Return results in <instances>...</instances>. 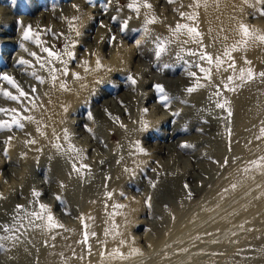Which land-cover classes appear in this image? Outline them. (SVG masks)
<instances>
[{"label":"rangeland","instance_id":"obj_1","mask_svg":"<svg viewBox=\"0 0 264 264\" xmlns=\"http://www.w3.org/2000/svg\"><path fill=\"white\" fill-rule=\"evenodd\" d=\"M25 1L33 2L31 9L24 8L21 0H0V11L2 13V16H0L4 20L11 19L12 25H8V27L13 29L10 32L8 27L0 28L3 29V32H0V41H5L3 43L10 42L7 45L0 44V76H12L17 82L20 78L13 72V75H11V71H14V68H20V66L17 63L13 67L12 60L13 56L22 52V49L19 48L21 41L17 43L13 41L18 38V33L27 30L28 23L31 24L29 22L31 19L37 18L42 13V22L47 20L46 15L49 12L60 13L64 18L72 15L77 18L80 17L74 21L78 25L77 30H80H78L80 35L82 37L86 35L83 43L92 49L100 47V52L105 56V59H108L110 54L117 50L116 48L120 44L118 42L122 37L124 38V35L119 32H121L120 27L127 20L129 28L126 31L131 36L125 37L123 41L128 44H134V41L142 39L141 34L144 37L147 35L152 37L154 33L157 34L158 30L146 23L152 15L158 18V25L164 27L165 31L172 35H174L172 29L175 28L177 23L195 27L197 22L196 18L187 19L180 16V12L192 15L188 10L189 0H176L175 3H168V0H164L162 3H158V6L152 3V0H148L153 6L151 10L143 7V0H136L140 4L139 13L128 8V4L133 3V0ZM73 5L77 7H73ZM252 5L254 7L245 14V20L250 28H259V33L263 35L264 15H260L259 9L264 5H261L258 0H255ZM93 8H100L102 13L108 12L111 17L114 15L117 19L115 22L113 19L108 22L103 18L99 21H88L92 23L91 28H84L87 11ZM141 17L145 21L139 20ZM49 20L56 24L61 22L53 15H50ZM101 23H104L105 27H100ZM145 27L148 29L147 35L143 31ZM76 31L73 33L74 36ZM186 33V30H184L177 34ZM111 34H115L116 42L110 47L108 39ZM156 42L147 41L149 43L147 45L154 48ZM166 42H169L168 52L162 57L163 60L161 59V61L163 62L157 61L154 53H152L148 59L140 62V64L154 62L151 68H136L129 59L130 61L125 65L127 69V72L123 75L125 77L116 74L112 76L110 85L99 87L98 96L94 100V104H96L91 103L79 112L80 115L76 113L73 116L81 122L80 126L78 124V127L76 126L79 133L76 137L81 145L82 157L79 158L80 161H75L73 155H69V157L74 158L72 161L76 162L77 167L81 164L90 166V170L82 169L79 172L74 171L72 167L69 168V171L67 169L68 174L75 172L80 176L79 185L73 182V185H77L79 188V199L75 200L73 196L66 192L63 194L62 201H57L56 196L59 195V191H57L58 181L47 180V170L45 169L31 174L33 181L29 184L30 186L28 185V189L32 192V189L35 188L43 194L37 198L31 193V197L34 198V211H39V203L49 205L51 214L55 217V222L63 225L66 232L71 231L75 234L73 264L77 263L82 256H84V259H88L93 255L97 257L104 256L102 252L108 250L107 245L105 244V246L100 242L105 240L104 232L107 231V228L101 226L102 221L110 210L116 211L117 209L122 211L121 214L123 215L120 221L121 227L116 229L118 234L121 232L119 241L124 246L131 245L133 247L132 252L134 249H138L141 254L134 251L135 256L137 258L140 256V259L145 258L142 262L146 263L143 264H223L231 257L232 260L237 259L238 264L240 262L247 263L251 260L249 255H252L248 254L249 252L258 251L259 246L264 247V209L263 212L262 210L256 212V216L252 220L249 213H247L249 207H246L239 212L236 218L232 219L233 221L223 224L222 230L215 226H210L207 229L202 226L204 230L202 227L197 230L194 229L195 232L190 238L184 240V242L191 244L190 247L172 248L171 244L170 246L167 245L166 249L161 252L160 250L157 253L155 252L156 256L154 258L148 256L152 245L162 242H174L173 239L176 238V235L183 230H187V224L183 223L188 218L187 214L191 211H194L196 215L204 213L216 197L212 194H218L221 190L220 187L229 184L236 174L238 175L240 172L242 174L246 171L252 160L251 154L245 157V159L247 158L246 161L241 162L237 158L243 154L232 153L229 144L230 146L239 145V150H242L241 148L245 149L246 145L248 150L251 147H256L253 161L264 157V139H258V137L264 136V109L260 110V116L257 118L254 127H248L243 133L241 143H239V137L237 140L229 142L231 139L227 134L221 136L218 129L204 124L207 123L206 120H203L207 110L198 109L194 106L196 103L190 101L191 96L197 91H194V93L186 91L188 87L193 86L195 83V78L187 76L188 70L197 72L201 81L204 78L197 65L205 68L211 67V69L213 67L206 60H201L199 55H191L190 53L201 54L207 52L214 57L215 51L210 50L206 45L196 46L190 44L182 47L181 43H177L175 40H166ZM85 44L78 46L76 57L81 58L87 51V45ZM62 45L55 46L57 50L54 47L52 49L62 54V48H64ZM170 55L174 56L171 57ZM259 56L264 57V52ZM167 59L169 60L166 61ZM73 63L72 68L75 67L76 60ZM165 63L169 67L165 68L163 65ZM262 70L264 71V65ZM161 71H164L166 77H163ZM129 74L137 80L135 86H132L127 80ZM157 83L162 84L167 93L175 98L167 110L156 102L155 97L158 93L155 92L153 85ZM0 86L5 91L15 92V89L6 81L0 80ZM219 88L221 89L218 84L215 87L211 86L205 89V92L209 94L218 91L216 93L217 99L219 103H222L223 100L220 101L222 98L220 96L223 90L221 89L220 93ZM0 93H2V90H0ZM11 103L16 102L0 95V108H5V105ZM146 107L149 109L147 114L143 112ZM89 113L93 117L91 120L88 118ZM108 113H111V117ZM173 113H177V115H173ZM262 113L263 115H261ZM5 114H0V120ZM113 117L118 119H113ZM192 119H196V121L192 123ZM145 123L148 125L146 129L144 128ZM81 126L83 128H80ZM88 128H91L92 133L95 135L89 133ZM175 128H178L179 131L175 133L176 135H173L172 132ZM21 133L22 130L16 126H12L11 130L0 131V136H4V139L0 141V156L2 158H6L4 151L8 146L7 137ZM212 136L222 137V142L210 141ZM185 143L191 146L188 148L181 147ZM212 145L215 148L217 147L218 150L222 148V151L216 153V151L211 150ZM167 146L170 148L169 150H165ZM139 147H143L149 156L141 153ZM235 154L237 156H234ZM205 155L206 158H204ZM258 155L260 156L258 157ZM130 156L131 161H129ZM247 160L250 161L247 162ZM240 162L243 166L240 165ZM8 167L21 170L16 165H10L4 170H0L2 175L6 173ZM4 176L5 179L7 178L9 185L11 178L7 175ZM55 176L58 177L57 172ZM14 180L19 182L16 178ZM3 184L4 182L2 183L0 180V189H3ZM186 185L187 187H185ZM64 186L63 188L66 189V186ZM262 186L258 185L257 189ZM255 193H258L256 189ZM257 196L255 197L258 198ZM148 198H150V207L148 206ZM16 201L18 202L19 198ZM6 203H8L6 198L0 200V224L11 226L9 218H12V214H8ZM117 205H124V207H117ZM244 214L245 216L242 219ZM102 216L104 219H102ZM100 219L102 220L100 221ZM85 232H87V240H85ZM6 234L0 230V236ZM6 241L0 240V244H5ZM99 247L101 251L98 252ZM239 249L248 250L245 254L247 256L242 258L243 256H240V254L243 253ZM238 256L241 257V260ZM257 264H264V258L258 261Z\"/></svg>","mask_w":264,"mask_h":264},{"label":"bare ground","instance_id":"obj_2","mask_svg":"<svg viewBox=\"0 0 264 264\" xmlns=\"http://www.w3.org/2000/svg\"><path fill=\"white\" fill-rule=\"evenodd\" d=\"M21 1V4L24 8H32L33 2H31L30 0V2H26L25 0ZM163 1L164 0H152V3H155L158 6V3H162ZM193 2L194 0H189L188 4L191 5L193 4ZM254 2L255 0H199V7L188 8V10H190V13L195 16L197 20L195 27L201 34V36L196 39L189 36L187 33L177 34L174 37V35L165 31V28L158 25V23L156 22L154 24H148V26L151 25L155 27L158 30H156L157 34L154 33L152 37L150 35L144 37L142 36L143 34H141L140 37H142V39H139L141 42V46L137 47L135 43L128 44L127 42L123 41L125 37L128 38L131 36L128 31H118L119 33H122V35H124V38L122 37L118 42L120 44L116 48L117 50L115 49L116 51L113 54L110 52L111 54L108 59H105V56L101 54L99 49L100 47L98 49L94 48L96 50L95 51L90 46L83 43V40L86 39V35H83V37L81 35L74 36L73 33L77 30L78 25L75 22L76 20H71V18H74L73 15L65 16L64 18L60 13L49 12V14L46 15L47 20H45V22H42L43 20L41 19V15L43 13L37 18L31 19L29 21L31 22V24L28 23V25L33 26L32 31L34 33H39V37L43 41L44 47H54V49L57 50L55 46H60L63 44L62 46L64 47L66 43L71 44L72 41H77V46L75 48H71L70 50L74 51L77 55L78 51L76 49L78 48V46H82L85 44L87 45V51L82 55L81 58L76 57V65L73 68L72 66L75 60H70L63 54L62 58L67 61L66 65L61 64L59 61L53 60L52 64L55 66V68L62 69L66 66L69 73L67 76H64L62 72L58 71L55 73L58 79L53 81V73L49 70V66L41 68L39 66V62L29 55V53L31 52H36L39 56L44 57L45 60L49 59L47 57V54L41 51V46L36 45L32 41H24V32L18 33V36L16 35L18 38L15 37L16 40L13 41L15 43L21 41L20 43L23 44L24 47L21 48L22 52L20 54L18 53L13 56V63L11 62L12 66L14 67L21 58H24L31 61V64L34 65V67L25 65L20 66V68L18 69L14 68V71H11V75L15 73L18 78H20L19 82L17 83L22 88H24L25 91L30 93V98H22L23 103L14 101L16 103L5 105V108L17 109L19 110V112L13 113L10 111L6 113L0 120L8 121L9 123H11L13 117H15V119H18L20 123L24 125L23 129L20 128L22 130L21 134L11 135L7 137L8 146L6 150L7 155L8 157H10V159L2 158L0 156V170H4V168L10 165H16L21 169L17 170V168L8 167L6 173L0 175L1 182H4L2 187L3 189H0V192L3 193L4 197L8 201V203H6L9 211L8 214H12V218H9V223L11 224L10 228L12 229V231L7 232L6 235L18 236V239L7 240L5 244H3L5 249L10 250L0 251V264H73L72 257L74 256L73 252L75 247L73 244L75 236L74 232H66L63 227L52 228L51 230H49L45 226L46 220H37L33 224L28 223L26 214L34 211V198L31 197L32 192H30V190L28 189V187L30 186L29 184L33 181L31 174L38 170H47L46 179H49L50 181H58L59 186L57 191H59V196H61L60 201H62V198L64 196L63 194L66 192L73 196L75 200H77V198L79 199L80 192L77 185H79L80 176L75 172H70V174H68L69 168H73L72 165L76 163L72 161V159L75 158L74 154L70 151H59L54 145L59 143L65 150L68 148L69 141L65 139V130H67V133L70 136L71 144L75 145V147L78 149L81 148L80 142L76 137L78 133V128H76V126L77 124L80 126L81 122L78 118L76 119L73 116L76 115V113L79 114L81 110L88 107L91 103L94 104V100H96L98 96V91L100 89L99 87L110 85V79L112 78V76H115V74L123 76L125 72H127L125 65L128 61H130L129 59H131V64H134L136 68H151L154 62L151 64H140V62L148 59L150 55L155 51V46L154 48H150V45H147L149 44L147 43V41L154 43V41H156L155 37H160L164 41L175 40V42L181 43L182 47L188 46L190 44L196 46L206 45L210 50L215 51L214 58L222 59L224 63L220 67H217L215 63L213 64L211 81L202 79L200 83L204 86L199 88L196 93L193 92L194 94L191 96L192 98L190 99V101L194 104L196 103V105L194 106H196L198 109L203 111L207 110L203 119L207 121V123H204L206 126L210 125V127H215L216 129H218L221 136H226L227 134L231 139V141L229 142L237 140L238 137L240 138L239 143L243 141V133L247 130L248 127H254L257 118L260 116V110L264 109V78L259 75V73L264 72L262 70V67L264 65V57L259 56V54L264 52V43H261L258 40H250L245 45L242 42L240 31L241 24L248 25L245 20V14L249 11V9H253L254 5L252 4H254ZM0 15L2 16L1 11ZM50 15L55 16L61 22L57 24L52 23L49 20ZM1 16L0 28H7L8 25H12L11 19L4 20ZM112 17H114V15ZM112 17L108 12L102 13V10L100 8L89 9L87 11V18L85 19L86 24H84L83 27L90 29L92 23L88 21H99L102 18L104 20H107L108 22H111ZM139 20L145 21L146 16L145 20L142 17ZM49 29L51 31H48ZM250 29L256 32L258 35H261L258 31L259 28L252 29L251 27ZM2 30L0 29V32H3ZM8 30L10 32L13 31L11 27H8ZM61 33L63 34L62 37L60 36ZM3 42L5 41H0V44H10V42ZM233 46H235L234 51ZM25 48L27 49V51L24 50ZM226 51L230 52L231 55L235 58V70L228 68L229 56L225 55ZM57 53H59V51ZM92 53H95V55H92ZM97 58L101 60L102 64L105 66V69L110 68L111 71H95ZM169 59H167L166 61H168ZM85 60L89 62V65L93 69V71L85 72L83 66V61ZM246 61H250V63H246ZM160 62L163 61L160 60ZM156 63L158 62L156 61ZM248 68H251L256 73L255 79L251 81L239 80L238 77L240 71L242 69ZM33 72L36 73V76L41 77L43 82H40V80H37L36 77L32 76L31 73ZM161 72L163 77H166L164 71ZM73 73H79L80 76L83 77V79H75L72 75ZM229 76L234 77V81H229ZM62 82L67 83V88L69 90L66 91L61 87ZM218 84L223 90V92L221 93V89L219 88V92L222 94L220 96L222 97L220 101L223 100L222 103H225V101L228 100L224 108L216 107V103L218 100L216 95V93L218 92L217 90L216 93L215 91L209 94L205 92V89L211 86L215 87V85ZM33 87L36 89V92L34 93L30 91V89ZM230 88H234L235 90H229ZM0 90H2V92L3 90L5 91V89L1 86ZM13 94L18 95L16 90L15 92H13ZM261 115H263V113ZM28 117H32V119L29 120ZM192 120V123L196 121V119ZM80 128H83V126H81ZM177 131H179V129L175 128L172 134L176 135L175 133H177ZM57 137H59V140H57ZM9 138L11 139L9 140ZM3 139L4 136L1 135L0 141ZM221 139L222 137L220 136H212L210 138V141L222 142ZM29 140H35L36 143L29 144L27 143V141ZM238 147L239 145L230 146L229 144V148H231L230 151H232V153L236 152V154L238 155L239 153L243 154L242 156L240 155L237 158L238 160H241V162L244 160L246 161L247 158L245 159V157H248L251 154L252 160L248 165V168H246V171L242 174L241 172L238 173V175L236 174V176H234V178L230 182L232 184L229 183L226 186L220 187L219 189L221 190L218 192V194L213 193L212 195L216 197L214 198L212 203L209 204L204 213L196 215L194 211H191L189 214H187L186 216H188V218L185 219V221L183 220V223H185V225L187 224L188 226H186L187 230H183L181 233L176 235V238L173 239L174 242H162L157 245H152L150 255H148L149 257L151 256L150 258H154L156 256L155 252L157 253L159 252V250L161 252L162 250L166 249L167 245L170 246L172 244V248L190 247L191 244H189L188 242H184V240L189 239L190 236L195 232V230H197L198 228L200 229L202 226H205L206 229L210 226H215L219 229L221 228L222 230L224 227L223 224L231 221L233 218H236L239 212L243 211V209L246 207H249L247 208V213H249L251 219H254V216H256V212H261V210L263 212L264 160L259 158L253 161V158L255 157L254 151L256 147H251L249 148V150L247 145L245 149L241 148L242 150H239ZM169 149L170 148L167 146L165 150ZM221 149L222 148L218 150V148L213 147V145L211 147V150L216 151V153H218L217 151H222ZM236 154L234 156H237ZM69 155H73L74 158L72 157L71 159ZM260 155H258V157ZM81 157L82 156H80V159ZM204 158H206V155ZM80 159H75V161H80ZM131 160L132 159L130 156L129 161ZM248 161L250 160H247V162ZM241 162L240 165H242ZM56 172L58 177L55 176ZM4 175H7L11 178V183L9 185L8 183H5ZM15 178L18 179L19 182H15ZM73 182L75 184L77 183V185H75L76 187L73 185ZM61 184H63V186L65 185L66 189L61 187ZM258 185H263V188L261 187L257 189ZM255 189L256 191H258V193H255ZM255 196H257L258 198H256ZM18 198L19 201L17 202L16 200ZM17 204L24 205V209L18 212L15 207ZM121 212L122 211H119L118 209L116 211L110 210L106 214L105 219L102 216V219L104 220L102 221V225L101 223L100 225L107 228V231L104 232L105 240L100 242L101 244L107 245L108 250L102 252L104 253V256L97 257L93 255L90 258L86 257L88 259H84V256H82V258H80L77 263L74 264L146 263L142 262L145 258L140 259V256H138V258L137 256H135V252L131 251L133 248L131 245L127 244V246H124L119 241V235L121 232H119L118 234L116 229L121 227L120 221L122 220L123 216ZM245 214L242 216V219ZM102 219H100V221ZM203 227L202 229L204 230ZM16 229H19V231L17 232ZM99 249L100 247L98 248V252L101 251V249ZM239 250H241L240 252L244 254H240V256H243L242 258L247 256L245 254L246 252H248V250ZM121 253H123V256L120 255ZM248 254L253 255H249L251 256V260L247 263L240 262L239 264H257L258 261L264 258V247L259 246L258 251L252 253L249 252ZM239 258L241 260V257ZM236 260L237 259L232 260L231 257L230 260H226L223 264H238V261Z\"/></svg>","mask_w":264,"mask_h":264},{"label":"snow or ice","instance_id":"obj_3","mask_svg":"<svg viewBox=\"0 0 264 264\" xmlns=\"http://www.w3.org/2000/svg\"><path fill=\"white\" fill-rule=\"evenodd\" d=\"M175 2H176V0H168V3H175ZM258 2L261 5H264V0H258ZM73 7H77V6L73 5ZM143 7L151 10L153 6H152L151 3L148 2V0H143ZM189 7H193V8L199 7V0H194L193 4L189 5ZM128 8L133 10L136 13L140 12V4L137 3L136 0H133V3L128 4ZM259 13H260V15H264V7H261L259 9ZM180 16H181V18H187V19H194L195 18L194 15H187L184 12H180ZM73 19L75 20V19H78V18L74 17ZM112 19H113V21H115L117 18L113 17ZM156 22H158V18L155 15H152L146 21L147 24H154ZM100 27H105V25L101 23ZM127 28H128V22L125 21L122 24V26L120 27V31L124 32V31H126ZM184 30H186L187 34L189 36L193 37L194 39L199 38L201 36V34L199 33V31H198V29L196 27L189 26L187 24H180V23L176 24L175 28L172 29V32L175 35L177 33H181ZM48 31H51V30L49 29ZM143 31L147 35L148 29L146 27L144 28ZM240 31H241V36H242V42L245 45L250 40H258L261 43H264V35H258L256 32L252 31L248 25L241 24L240 25ZM79 35H80V32L77 30L76 31V36H79ZM60 36L62 37L63 34L61 33ZM58 38H60V37H58ZM23 40L24 41H32L36 45L41 46V51L43 53L47 54V57L49 59L45 60L44 57L39 56L36 52L29 53L30 56H32L36 61L39 62V66L41 68H45L46 66H49V70L53 73V75H52L53 81L58 79V77L55 75V73L58 72V71L62 72L64 76H67L69 74L68 73V68L66 66L64 68H62V69H57L52 64V61L53 60L59 61L61 64H65L66 65L67 61H65L62 58V54L67 56L70 60H75L76 59V54H75L74 51H71L70 49L71 48H75L77 46V41H72L71 44H67L66 43L64 45V48H63V53L62 54L57 53L56 51H54L52 49V47H44L43 46V41L40 39L39 33H34L32 31V26L31 25H29L27 27V30L24 31ZM155 40L157 42L155 43L154 57H155V59L157 61H159V60L162 59V57L164 55L167 54V52H168V43L169 42H166V41L162 40L160 37H155ZM115 42H116V36H115V34H111L109 36V39H108L109 46L111 47ZM134 43L137 45V47L141 46L140 40H136V41H134ZM20 47L23 48L24 47L23 44H21ZM24 50L27 51L26 48ZM234 50H235V46H233V51ZM190 54L191 55H199L200 59L201 60H206L209 65H213L215 63L217 67H220L224 63V61L222 59H216L210 53H207V52H204V53H201V54H198V53H190ZM92 55H95V53H92ZM225 55L229 56L228 68H231V69L235 70V68H236V65H235V62H234L235 58L231 55L230 52H227V51L225 52ZM246 63H250V61H246ZM18 65L19 66L28 65V66H33L34 67V65L31 64V61L26 60L24 58H21L18 61ZM83 66H84L85 72L93 71V69L90 67L88 61H86V60L83 61ZM164 67L167 68V67H169V65L165 64ZM197 67L199 68V72L203 74V78L205 80H207V81H211V79H212V69H211V67L205 68V67H203L201 65H197ZM101 70L111 71L110 68L105 69V66L102 64L101 60L99 58H97L96 59L95 71H101ZM31 75L36 77L37 80H40V82H43L42 78L36 76L35 72L31 73ZM72 75L77 80L83 79V77H81L79 73H73ZM259 75L262 78H264V72L259 73ZM187 76L191 77V78H195L194 85L191 86V87H188L186 89V91L188 93H192L194 91H197L199 88L204 86V85H202L200 83V78L198 77L197 72L188 70ZM255 77H256V73L251 68H248V69H242L240 71L238 79L241 80V81H251V80L255 79ZM234 79L235 78L232 77V76L228 77L229 81H234ZM0 80L6 81L18 93V95H17V94H13V92H11V91H4V92L0 93V95H2L3 97H6L7 99H9L11 101H16V102H20V103H23L22 98H24V99H29L30 98V93L25 91L24 88H22L17 83V81H16V79L14 77L9 76V75H2V76H0ZM127 80L130 82V84L132 86H135L137 84V80L131 74H129L127 76ZM61 87L64 90H66V91L69 90L67 88V83L66 82H62L61 83ZM153 87L155 89V92L158 93V95L155 97L156 102L159 103L160 105H162L165 110L169 109L171 104H172V102H173V100L175 98L167 93L165 87L162 84H158L157 83V84L153 85ZM229 90H235V89L234 88H230ZM30 91L32 93H34V92H36V89L33 87V88L30 89ZM226 103H227V101H225V103H218L217 107L224 108ZM10 111L13 112V113H18L19 112V110H17V109L0 108V114H5V113H8ZM105 111L107 112V110H105ZM148 111H149V109L147 107L143 109V112L145 114H147ZM229 114H231V113H229ZM108 115L111 117V113H108ZM173 115H177V113H173ZM88 118L90 120L93 119L91 113H89ZM28 119L31 120L32 117H28ZM113 119H118V118H114L113 117ZM13 125H15L18 128H21V129H23V127H24V125L22 123H20V121L18 119H15V117H13L11 123H9L8 121H0V131H2V130H11ZM121 126L123 127V125H121ZM147 127H148V125H147V123H145L144 124V128L146 129ZM87 131L89 133H92V129L91 128H88ZM92 134L95 135L94 133H92ZM10 139L11 138H9V140ZM65 139H67L69 141L68 148L66 150L59 143H57L54 146L59 151H70V152H72L74 154L75 159H79L80 156L82 155V151L80 149L76 148L75 145L71 144L70 136L68 135L67 130H65ZM258 139H264V136L258 137ZM57 140H59V137H57ZM27 143L35 144L36 141L35 140H29V141H27ZM190 146L191 145H189L187 143L181 145V147H183V148H188ZM139 151L141 153H143L144 155H148L147 151L143 147H139ZM4 155H5V157L7 159H10V157H8V155H7V150L5 151ZM261 159L264 160V157H262ZM82 169H89L90 170V166L87 165V164H81L79 167H77V165L75 163L73 164V170L74 171L79 172ZM0 175H2V172H0ZM7 182L8 181H7V178H6L5 179V183H7ZM61 187H63V184H61ZM185 187H187V185ZM32 193H33V196L37 197V198H39V197H41L43 195L42 193L37 191L35 188L32 189ZM109 196H111V194H109ZM2 199H5V197H4L3 193L0 192V200H2ZM56 199H57V201H60L61 197L59 195H57ZM148 206L149 207L151 206L150 205V198H148ZM15 207H16V210L18 212L24 209V205H21V204H17ZM38 207H39V211H32V212L26 214L29 224H33L37 220H46V225L45 226L49 230H51L52 228L63 227V225H60V224L55 222V217L51 214V209H50L49 205L44 204V203H39ZM117 207H124V205H117ZM21 219H23V218H21ZM85 227H86V225H85ZM0 230H2L5 233H7L9 231H12L10 226L4 225V224H0ZM16 231L18 232L19 229H16ZM16 239H18V236H16V235H12V236L3 235V236H0V240H16ZM85 240H87V232H85ZM7 250H10V249H5L4 245L0 244V251H7ZM89 250H90V246H89ZM133 251H135L137 254H141V253H139L138 249H134ZM120 255L123 256V253H121Z\"/></svg>","mask_w":264,"mask_h":264}]
</instances>
